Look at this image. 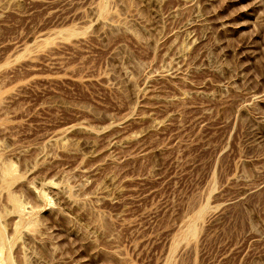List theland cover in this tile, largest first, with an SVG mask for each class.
Instances as JSON below:
<instances>
[{"label": "rangeland", "instance_id": "1", "mask_svg": "<svg viewBox=\"0 0 264 264\" xmlns=\"http://www.w3.org/2000/svg\"><path fill=\"white\" fill-rule=\"evenodd\" d=\"M0 264H264V0H0Z\"/></svg>", "mask_w": 264, "mask_h": 264}]
</instances>
